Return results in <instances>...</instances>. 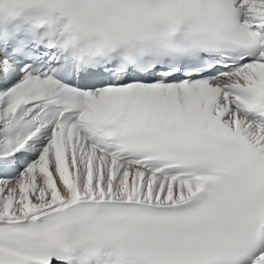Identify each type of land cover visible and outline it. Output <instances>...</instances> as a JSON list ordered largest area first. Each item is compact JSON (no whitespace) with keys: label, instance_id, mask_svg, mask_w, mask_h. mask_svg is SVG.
Segmentation results:
<instances>
[{"label":"snow or ice","instance_id":"1","mask_svg":"<svg viewBox=\"0 0 264 264\" xmlns=\"http://www.w3.org/2000/svg\"><path fill=\"white\" fill-rule=\"evenodd\" d=\"M0 264H264V0H0Z\"/></svg>","mask_w":264,"mask_h":264}]
</instances>
